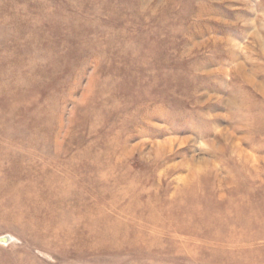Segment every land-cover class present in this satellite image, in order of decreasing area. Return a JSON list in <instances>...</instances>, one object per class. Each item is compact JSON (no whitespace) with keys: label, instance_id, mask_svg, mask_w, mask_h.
Instances as JSON below:
<instances>
[{"label":"rangeland","instance_id":"obj_1","mask_svg":"<svg viewBox=\"0 0 264 264\" xmlns=\"http://www.w3.org/2000/svg\"><path fill=\"white\" fill-rule=\"evenodd\" d=\"M0 264H264V0H0Z\"/></svg>","mask_w":264,"mask_h":264},{"label":"bare ground","instance_id":"obj_2","mask_svg":"<svg viewBox=\"0 0 264 264\" xmlns=\"http://www.w3.org/2000/svg\"><path fill=\"white\" fill-rule=\"evenodd\" d=\"M163 151V150H162ZM34 198V197H33ZM20 206V205H19ZM157 211V210H156ZM4 213V212H3ZM19 214V213H18ZM7 215V214H6ZM76 229V228H75ZM95 235V234H94ZM6 240L5 241H3L4 243H7V242H9V240H10V237H6L5 238ZM180 239V238H179ZM240 241V240H239ZM238 241V242H239ZM241 242V241H240ZM190 255H192V254H190Z\"/></svg>","mask_w":264,"mask_h":264},{"label":"water","instance_id":"obj_3","mask_svg":"<svg viewBox=\"0 0 264 264\" xmlns=\"http://www.w3.org/2000/svg\"><path fill=\"white\" fill-rule=\"evenodd\" d=\"M6 239L5 238H3L1 241H5Z\"/></svg>","mask_w":264,"mask_h":264}]
</instances>
